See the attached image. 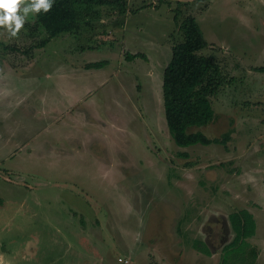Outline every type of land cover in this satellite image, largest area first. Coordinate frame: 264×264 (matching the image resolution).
<instances>
[{
	"label": "rangeland",
	"instance_id": "1",
	"mask_svg": "<svg viewBox=\"0 0 264 264\" xmlns=\"http://www.w3.org/2000/svg\"><path fill=\"white\" fill-rule=\"evenodd\" d=\"M128 7L83 5L80 29L42 48L35 14L16 37L0 28V264H264V0ZM180 10L227 82L197 129L230 131L225 147H178L166 126ZM243 209L255 235L230 253Z\"/></svg>",
	"mask_w": 264,
	"mask_h": 264
},
{
	"label": "trees",
	"instance_id": "2",
	"mask_svg": "<svg viewBox=\"0 0 264 264\" xmlns=\"http://www.w3.org/2000/svg\"><path fill=\"white\" fill-rule=\"evenodd\" d=\"M83 5L96 6L97 9L109 7L122 16L129 10L128 0H54L49 12L35 14L36 24L46 33V38L38 47H44L58 35L78 31L85 19L83 12L92 11L90 8H81ZM180 13L181 10L174 15V21L182 41L172 45V56L163 71L162 98L168 132L178 147L186 148L197 144H219L225 147L230 139V131L222 137L210 139L197 130L215 123L213 99L226 85L225 76L216 60L199 54L208 47V43L196 19L187 14L178 24L177 20L182 15ZM137 57L145 58L143 54H135L128 55L126 59L131 61ZM103 66L104 62L99 61L85 67L101 69ZM255 71L264 72V68H255ZM228 218L234 237L225 247V251L233 253L255 235L256 224L253 215L244 209L230 214ZM196 247L202 252L205 251L202 243L196 244Z\"/></svg>",
	"mask_w": 264,
	"mask_h": 264
},
{
	"label": "clouds",
	"instance_id": "3",
	"mask_svg": "<svg viewBox=\"0 0 264 264\" xmlns=\"http://www.w3.org/2000/svg\"><path fill=\"white\" fill-rule=\"evenodd\" d=\"M54 0H0V28L16 37L30 14L51 10Z\"/></svg>",
	"mask_w": 264,
	"mask_h": 264
},
{
	"label": "crops",
	"instance_id": "4",
	"mask_svg": "<svg viewBox=\"0 0 264 264\" xmlns=\"http://www.w3.org/2000/svg\"><path fill=\"white\" fill-rule=\"evenodd\" d=\"M188 2H191V1H188Z\"/></svg>",
	"mask_w": 264,
	"mask_h": 264
}]
</instances>
